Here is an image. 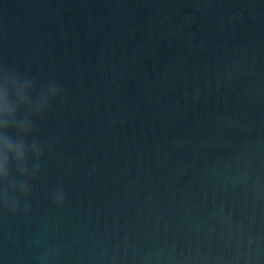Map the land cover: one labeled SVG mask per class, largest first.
Listing matches in <instances>:
<instances>
[{"label":"water","instance_id":"water-1","mask_svg":"<svg viewBox=\"0 0 264 264\" xmlns=\"http://www.w3.org/2000/svg\"><path fill=\"white\" fill-rule=\"evenodd\" d=\"M0 67L58 89L0 264H264V0H0Z\"/></svg>","mask_w":264,"mask_h":264},{"label":"clouds","instance_id":"clouds-1","mask_svg":"<svg viewBox=\"0 0 264 264\" xmlns=\"http://www.w3.org/2000/svg\"><path fill=\"white\" fill-rule=\"evenodd\" d=\"M0 77L3 78V83L0 85V202L4 206L9 205V193H19L21 196H26L29 193L27 184L21 180L18 184L10 179L9 171V153L14 152L17 161L25 160L24 164H15V168L20 177L27 174V141L26 137L33 131L31 116L33 114L41 116L47 110L49 101L55 99L58 89L55 85H49L46 93H41L39 99L33 103L30 92L26 91L31 86V91L34 85L29 79L20 78L15 71H9L7 68L0 67ZM14 89V94H9V87ZM23 110V115L19 112ZM12 129L16 132V138L13 139L8 130ZM31 152L37 158L40 156V149L33 143ZM37 165L34 170L38 173ZM63 194L56 196L57 205H62ZM17 201L11 203L12 210L15 211Z\"/></svg>","mask_w":264,"mask_h":264}]
</instances>
